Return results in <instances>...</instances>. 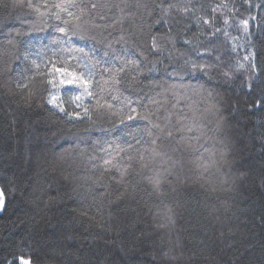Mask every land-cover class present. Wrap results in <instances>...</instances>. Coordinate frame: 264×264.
<instances>
[{
    "label": "trees",
    "instance_id": "1",
    "mask_svg": "<svg viewBox=\"0 0 264 264\" xmlns=\"http://www.w3.org/2000/svg\"><path fill=\"white\" fill-rule=\"evenodd\" d=\"M30 2L40 12L0 0V264H264V0H76L67 36L43 7L60 0ZM53 37L70 64L95 65L94 97L64 105L80 118L24 71L26 42ZM128 106L165 132L134 138L149 126L121 123Z\"/></svg>",
    "mask_w": 264,
    "mask_h": 264
},
{
    "label": "snow or ice",
    "instance_id": "2",
    "mask_svg": "<svg viewBox=\"0 0 264 264\" xmlns=\"http://www.w3.org/2000/svg\"><path fill=\"white\" fill-rule=\"evenodd\" d=\"M15 3L17 6L20 7H27L29 9H32L36 12H40V8L33 5L30 0L28 3H25L24 0H15ZM7 7V5H4ZM44 8H54L58 11L54 13L55 20L59 21L58 24H56L55 31L60 33L61 36H67L71 31L72 28H79V21H81L82 16L84 14L83 8L80 7L79 4H77L76 0H60L59 3H54L52 5H43ZM95 7V5H93ZM169 7H172L169 5ZM80 8L79 14L74 11V9ZM185 11H187L185 9ZM215 11V9H213ZM64 15H61V14ZM41 15H44V13H40ZM51 18V17H49ZM254 19V17H253ZM228 21L225 20V23ZM211 23L210 20L205 19L204 24L209 25ZM241 25L243 26V29L245 32L248 31L249 21L248 20H242ZM216 31H220V29H216ZM19 34V33H17ZM153 39L152 48L156 49V43H155V37ZM10 44L12 43L11 38L8 41ZM65 41L60 39L59 37H53L47 45L39 43V42H26L25 44V51H24V59L26 61L30 62V66L25 67V72L28 73V76L30 79H37L39 78V82L44 85L43 92L46 93V100L45 103L47 105H51L53 108L58 110L61 113H65L69 116V118L75 117L80 118V113L75 111H66L65 109V102H67L69 105H75L76 108L81 107V101L84 98L94 97L95 94V88L99 87L98 84H94L95 82V65H89V64H82L77 63L76 65H72L68 62L67 58L60 55V52L64 51L63 44ZM188 43V41H186ZM52 46H56L60 50L54 51ZM49 53H51L49 55ZM35 55V58H33ZM203 56V54H200ZM254 56V54H253ZM245 60H248L249 57L245 56ZM209 65L206 64H195L193 63L191 65V68L193 71H201L204 72L207 68H209ZM240 67H243V65H240ZM253 68H255V64H253ZM111 71V70H109ZM227 76L228 73H225ZM111 81L115 84H118L120 81L118 79V76L113 75L110 77ZM20 85H18L19 87ZM23 87H27V84H24ZM76 88L80 91L74 95H69L65 99L61 98V91L64 88ZM248 88L251 91L253 88L252 83L250 82L248 84ZM261 94L258 99L255 100V106L261 107L264 106V87H261ZM103 99L101 97L100 99H96V105L98 107H105V105L100 103V100ZM113 100L117 99V96H112ZM108 108H112L113 106L111 104L107 105ZM129 110L128 112H124L121 110L119 113H114L120 116L121 123H125V118L127 121H136L137 119L146 121L147 125L149 127H145L143 129H140L138 131H130L129 134L132 135L134 138L138 135V132H143L145 135L151 137L153 136L152 129H158L160 133H164L165 129L162 128L159 124L154 123L148 116L142 115L140 112H138L136 107L128 106ZM84 113L87 114L89 109L87 107H84L83 109ZM223 121L220 120L217 122V128H219L222 125ZM130 129L134 127L133 125H129ZM188 131H192V129H188ZM167 136L171 137L172 132L167 131ZM143 137L141 136V139ZM159 140V136L156 137V139H153L151 143L155 144ZM139 142V141H138ZM153 157L156 155H159V153L156 152V149H152ZM131 159V157H129ZM141 160V168H148L149 162L144 161V157L141 154L140 157ZM223 160V156H221L220 159H212L210 163L212 165H217L221 163ZM105 165H112L111 159H105L104 161ZM114 166V165H113ZM209 165L205 164L204 167L207 168ZM106 171L108 169H105ZM127 172V169L125 168L123 172H121V179L123 178L124 174ZM242 175V174H241ZM147 183L151 186V190L153 192L159 193L161 189L162 184V177L159 175L156 176H146L145 177ZM120 182L119 180L117 181ZM123 193H121V196ZM6 210V192L5 189L0 188V212H3ZM81 215H86V213L81 212ZM90 219L95 220L96 217H89ZM23 264H29L28 261H24Z\"/></svg>",
    "mask_w": 264,
    "mask_h": 264
},
{
    "label": "rangeland",
    "instance_id": "3",
    "mask_svg": "<svg viewBox=\"0 0 264 264\" xmlns=\"http://www.w3.org/2000/svg\"><path fill=\"white\" fill-rule=\"evenodd\" d=\"M24 261H27V260L20 259V260H19V264H23Z\"/></svg>",
    "mask_w": 264,
    "mask_h": 264
}]
</instances>
